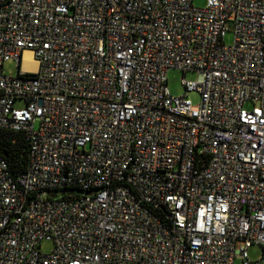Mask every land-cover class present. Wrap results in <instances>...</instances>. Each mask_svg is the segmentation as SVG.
Returning a JSON list of instances; mask_svg holds the SVG:
<instances>
[{
    "label": "built area",
    "instance_id": "built-area-1",
    "mask_svg": "<svg viewBox=\"0 0 264 264\" xmlns=\"http://www.w3.org/2000/svg\"><path fill=\"white\" fill-rule=\"evenodd\" d=\"M196 1L0 0V264H264V0Z\"/></svg>",
    "mask_w": 264,
    "mask_h": 264
},
{
    "label": "rangeland",
    "instance_id": "rangeland-1",
    "mask_svg": "<svg viewBox=\"0 0 264 264\" xmlns=\"http://www.w3.org/2000/svg\"><path fill=\"white\" fill-rule=\"evenodd\" d=\"M196 3L198 5H203L204 0H197ZM233 42H234L233 33H228L225 38V43L227 45H232ZM19 66L20 64L16 60H11L9 62H6L4 65L5 73L8 76H15L19 73ZM183 80L197 81L198 73L194 71H189L186 74H184L181 70H178V69H171L168 72V87H169L170 93L173 96H182L185 94ZM188 99H190L192 103L195 106H197L200 104L201 96L197 92H191L188 95ZM52 248H53V245L50 242H46L42 245V251L45 253L51 252ZM248 255H249L251 262L253 263L258 262L261 258L262 250L258 245H253L248 250Z\"/></svg>",
    "mask_w": 264,
    "mask_h": 264
},
{
    "label": "trees",
    "instance_id": "trees-1",
    "mask_svg": "<svg viewBox=\"0 0 264 264\" xmlns=\"http://www.w3.org/2000/svg\"><path fill=\"white\" fill-rule=\"evenodd\" d=\"M0 153L7 161L13 176L26 171L29 163V143L24 134L0 130Z\"/></svg>",
    "mask_w": 264,
    "mask_h": 264
},
{
    "label": "bare ground",
    "instance_id": "bare-ground-1",
    "mask_svg": "<svg viewBox=\"0 0 264 264\" xmlns=\"http://www.w3.org/2000/svg\"><path fill=\"white\" fill-rule=\"evenodd\" d=\"M25 63L31 70H33V71L36 70L37 63H36V61H34L32 59V53L31 52H27L26 53V55H25Z\"/></svg>",
    "mask_w": 264,
    "mask_h": 264
}]
</instances>
